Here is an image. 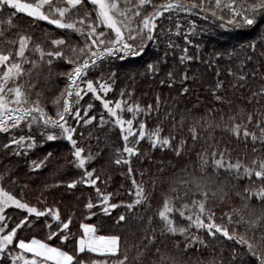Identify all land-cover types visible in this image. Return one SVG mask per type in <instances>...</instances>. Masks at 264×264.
I'll use <instances>...</instances> for the list:
<instances>
[{
    "label": "snow or ice",
    "instance_id": "1",
    "mask_svg": "<svg viewBox=\"0 0 264 264\" xmlns=\"http://www.w3.org/2000/svg\"><path fill=\"white\" fill-rule=\"evenodd\" d=\"M38 22L52 28L37 35ZM209 29H250L258 38L201 58L217 79L211 103L189 107V74L165 71L169 53L179 49L180 65L195 61L187 45ZM153 44L165 45L162 55L122 80L125 64ZM225 60L230 81L217 70ZM138 75L159 89L151 102L136 98ZM101 132L120 142L111 156L100 145L112 136L102 141ZM145 141L187 161L137 180L132 159L144 155ZM57 142L67 156L39 155ZM112 165L127 169V202L108 190ZM61 170L53 182L33 179ZM218 205L229 210L217 216ZM121 207L128 214L113 217ZM105 216L112 228L130 216L145 227L134 239L98 234L109 228ZM38 227L47 229L40 238ZM201 231L227 250L193 258L197 245L210 246ZM0 264H264V0H0Z\"/></svg>",
    "mask_w": 264,
    "mask_h": 264
},
{
    "label": "trees",
    "instance_id": "2",
    "mask_svg": "<svg viewBox=\"0 0 264 264\" xmlns=\"http://www.w3.org/2000/svg\"><path fill=\"white\" fill-rule=\"evenodd\" d=\"M19 22L22 23L23 27L25 28L28 27L27 17L22 16L21 21ZM41 27L44 28L45 30L52 28V26L47 25L46 22H38L36 28L35 27L33 28L35 29L37 35L40 34ZM217 30H218L217 33L202 36L203 39H192V43L187 45L188 54L197 57V59L191 63H187L186 66L177 63V58L181 54L179 49H177L176 53H171V52L169 53V60H168L169 68L165 69V71L175 68H184L185 71H187L189 74L190 79L186 86L192 89V94L182 101V103H186L189 107H191L193 104H196L197 101H199L201 104L211 103V97L209 96V89L217 79V77L214 75L213 68L208 67L205 63H201V58H203V60L206 61L209 58V55L214 51H223L225 49L231 51L233 47L239 50L242 44L246 45L249 41H253L258 38V33L250 29H217ZM177 43L181 47L185 46L183 40H177ZM196 45H199V47L197 48ZM164 46H165L164 44H161L153 55H151L148 52V54L145 55L143 59L132 58L133 62L125 64L124 68L120 70L121 79L125 80L126 82L125 73L129 68L138 69L139 72L143 73L144 72L143 65L145 64V62L151 61L152 59L155 58L157 54L162 55ZM116 63L119 64L124 62L117 61ZM229 66L230 65L225 60L219 64L217 69L218 71L221 72V78L224 79L225 81L231 80V77H229L227 74V69ZM257 81H259V73L257 74ZM133 86L136 89L135 92L136 98L138 100H141L142 102H151L153 91L154 90L159 91L156 85L152 83L151 77H144L142 75L136 76V81ZM226 94L229 97L234 98L230 86ZM169 95L175 96V93L174 92L169 93L167 89H164V96L167 97ZM237 95H239V93H237ZM93 131L95 132L96 129H93ZM98 134L100 135L102 141L105 140L106 137L112 136L111 132L108 133L101 132ZM215 135L217 139H220L222 135L225 140L228 139L227 135H224L219 131H216ZM92 146L96 147L95 140H93ZM119 146H120V142L115 138V136H112L111 139H108L106 144L102 143L100 145L101 148L106 149L109 156H111L114 147H119ZM235 147L239 153L241 154L243 153L244 147L242 145ZM141 150L144 153V155H142L139 159L133 157L131 167L136 170L137 180L140 179L139 176L140 172L145 173L144 176L145 182H148L150 177L154 178L157 175V171L159 168L163 167L165 171L168 172L171 170L172 166L179 167L181 164L187 161V157H185L184 161H181L176 157H174L171 152L156 151L154 149H151L147 141L142 143ZM47 151H56L58 155H64V156H67L68 154L67 148L65 147V144L63 142H57L56 144H52V145H45L44 151L40 152L39 155L42 156ZM126 173H127V169L124 166L112 165L110 169H106L105 174L110 177L108 182V190L117 193L116 202L119 201L127 202L130 200V197L126 193L129 191L131 184H130V178L126 175ZM62 175H63V170H61V172L57 174V176H53L52 173L46 172L43 176H40L39 178L33 177V179L36 181V184H40L44 180H47L49 182L58 180L59 176ZM70 178L71 177H65V179H70ZM85 194H87V192ZM77 195H79V192L77 193ZM32 198H33V202H35L34 197ZM228 210L229 208L227 205H218L215 209V212L217 216H220L222 211H228ZM119 214L127 215L128 213L126 209H124L123 207L117 208L115 211L112 212L113 217H116ZM141 214H142L141 211L138 210L137 216ZM103 219L109 222V228L107 230H102L98 234H104L105 231H116L123 234L126 237H129L130 239H134L136 235L139 232H141L145 227L144 225H141L138 222L136 216H130L128 222L118 229L111 227L112 221H110L107 216L103 217ZM82 222L96 223L97 221L95 218H93L92 221L83 220ZM73 231L74 232L77 231L76 226L73 227ZM46 232L47 229L38 227L35 229V231L32 234L35 235L37 238H40ZM192 234L193 235L197 234L196 231H194V229ZM22 235H28V233L25 232L22 233ZM199 235L200 238L202 240H205V242L209 243L210 246L207 250H203L201 249L200 245H197L196 246L197 250L195 251L193 258H195V255H200L201 252H203V258L210 259L212 253H218L227 250V243H225L223 240L210 242L208 241L207 237L202 231L199 233Z\"/></svg>",
    "mask_w": 264,
    "mask_h": 264
},
{
    "label": "rangeland",
    "instance_id": "3",
    "mask_svg": "<svg viewBox=\"0 0 264 264\" xmlns=\"http://www.w3.org/2000/svg\"><path fill=\"white\" fill-rule=\"evenodd\" d=\"M199 27H206V25H204V24H200L199 25ZM36 28V27H35ZM32 31H35V29H33ZM36 32V31H35ZM218 32V30L217 29H215V30H211V29H209V30H206V31H203V32H201L196 38H193V39H203L202 38V36H206V35H211V34H214V33H217ZM202 42H203V40H202ZM157 46L155 45V44H153L150 48H149V50H148V52L151 54V55H153L155 52H156V50H157ZM61 87H62V85H61ZM194 231H195V229H194Z\"/></svg>",
    "mask_w": 264,
    "mask_h": 264
}]
</instances>
